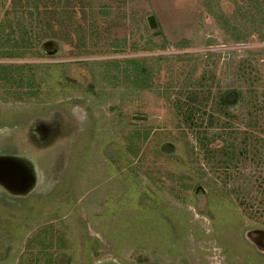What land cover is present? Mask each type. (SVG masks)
<instances>
[{"label":"rangeland","instance_id":"rangeland-1","mask_svg":"<svg viewBox=\"0 0 264 264\" xmlns=\"http://www.w3.org/2000/svg\"><path fill=\"white\" fill-rule=\"evenodd\" d=\"M46 1L0 0V264H264V0Z\"/></svg>","mask_w":264,"mask_h":264},{"label":"trees","instance_id":"trees-1","mask_svg":"<svg viewBox=\"0 0 264 264\" xmlns=\"http://www.w3.org/2000/svg\"><path fill=\"white\" fill-rule=\"evenodd\" d=\"M28 1V0H27ZM32 1V0H31ZM52 1V0H50ZM62 1V0H61ZM64 3L68 2L69 0H63ZM44 2L46 4H48V2L46 0H44ZM39 0H33L32 2V9L31 11L33 12H29L28 13V17L26 19L27 21V25L32 27L33 26V30L29 31V30H26L29 31V35L28 33H25L27 34V38L25 39V41L23 42H31V37H32V33H34L36 31V34L38 33V29H43V27H46L47 29V25L44 24V25H40V22H41V19H43L41 16H40V13H38L37 11L38 10V5H39ZM44 5L42 9H45L44 12H48V13H51V10L50 9V6L48 7L47 5ZM46 6V7H45ZM68 6V4H67ZM34 10L36 11L35 12V17L33 18V14H34ZM48 10V11H47ZM25 21V20H23ZM25 25V24H24ZM32 25V26H31ZM15 26L12 27V25L9 24V31L13 32ZM238 39H240V37L238 36L237 37ZM235 41H237L235 38H233ZM5 54H9V55H15V52L14 50H12V48L8 49L7 52ZM127 63L131 64L132 65V68H133V71L135 72L136 74V78H134V81H136L137 83H140L144 86H147L148 85V82H149V78H148V75L146 72H144L143 70V66L141 65V62H139L138 60H129L127 61ZM196 86L197 84L201 83L199 82V80L196 79ZM205 89L203 91H201L199 89V95H201L202 97V102H205V100L208 99V97L210 96L211 94V89L209 86H206L204 85ZM216 95L212 98L214 100V102L212 103L213 104V107L217 106L218 109L216 110L217 112L219 113H223V115H229L225 110L224 108L227 106L226 103L228 102V96H232L233 93L228 91V95L227 94H224L223 92L222 93H217L215 92ZM227 93V92H226ZM240 93V92H239ZM189 97V101H193V103L190 105L187 106V109L184 111V112H181V116L182 118L186 121V124L187 126H191V127H195L198 125V116L196 115L197 111L195 110V106H194V102L195 103H200V99L197 95V91H193V92H190V95L188 96ZM177 109V108H176ZM215 111V112H216ZM216 120V118L214 117V114L212 112V114L209 116L208 118V125H212L214 123V121ZM198 134H196V140L199 142V143H202V146H204L205 148H207L208 146V141L209 139H207L204 135H201L200 133L201 132H197ZM255 142V141H254ZM196 189V191H202V187L200 186V184L198 185H195L194 186V190Z\"/></svg>","mask_w":264,"mask_h":264},{"label":"water","instance_id":"water-1","mask_svg":"<svg viewBox=\"0 0 264 264\" xmlns=\"http://www.w3.org/2000/svg\"><path fill=\"white\" fill-rule=\"evenodd\" d=\"M147 24H148V26H149V28L150 29H154L155 27H156V23H155V21H154V18H153V16L152 15H149V16H147ZM19 166H21L22 167V170H23V173H21L20 171H14V170H6V167H5V170H6V172H9L10 174L11 173H18V176H20V175H22V174H25V176H27V178L30 180V182L32 183L33 182V179H32V173L31 174H29V169L28 168H25L24 166H22L21 164L19 165ZM10 167V166H9ZM11 171V172H10ZM17 176V177H18ZM0 181H1V184L2 185H4V186H6V187H10V185H12V188L11 189H9V190H11L12 192H14V190L16 189V188H21L22 187V183L18 180V179H16L14 182H12V184H11V182H10V180H6V178H2L1 176H0ZM16 192V191H15Z\"/></svg>","mask_w":264,"mask_h":264}]
</instances>
